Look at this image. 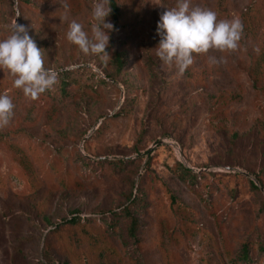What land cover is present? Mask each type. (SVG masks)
I'll list each match as a JSON object with an SVG mask.
<instances>
[{
  "label": "rangeland",
  "instance_id": "374dc122",
  "mask_svg": "<svg viewBox=\"0 0 264 264\" xmlns=\"http://www.w3.org/2000/svg\"><path fill=\"white\" fill-rule=\"evenodd\" d=\"M122 1L109 54L126 67L113 79L112 59L67 40L73 20L91 34L95 0H0V39L24 25L45 67L76 82L33 100L0 70L15 105L0 129V264H103L102 240L110 264H264V97L253 84L264 83V0H191L244 31L236 52L196 55L182 75L156 55L160 15L177 0ZM178 162L196 177L182 179ZM73 216L89 225L68 229Z\"/></svg>",
  "mask_w": 264,
  "mask_h": 264
},
{
  "label": "clouds",
  "instance_id": "9594fccd",
  "mask_svg": "<svg viewBox=\"0 0 264 264\" xmlns=\"http://www.w3.org/2000/svg\"><path fill=\"white\" fill-rule=\"evenodd\" d=\"M111 0H95L92 7L91 34L76 20L71 21L67 40L78 46L85 55L99 57L103 62L112 59L106 49L109 33L114 25L106 22L112 11ZM162 6V5H161ZM163 7V6H162ZM160 42L156 55L163 65L175 66L182 75L195 62L196 55L210 51L233 53L239 49L244 26L237 17L218 20L208 9L191 6V0H177V5L160 15L157 23ZM10 35L0 39V70L13 78V86L26 97L35 100L58 82V73L45 67L43 50L39 48L28 29L21 24L10 26ZM218 63L224 62L223 57ZM15 105L7 94H0V129L5 128L14 115Z\"/></svg>",
  "mask_w": 264,
  "mask_h": 264
},
{
  "label": "trees",
  "instance_id": "16d2710c",
  "mask_svg": "<svg viewBox=\"0 0 264 264\" xmlns=\"http://www.w3.org/2000/svg\"><path fill=\"white\" fill-rule=\"evenodd\" d=\"M112 11L108 17V22L112 23L114 25V28L116 29H121L123 28V20L125 18L126 12H125V8H124V3L122 0H111V5H110ZM107 22V21H106ZM110 40H109V46L106 49V51H108L109 53H111V48L113 46V38H112V34H110ZM112 64H113V68H114V73H109L108 76L111 78H116L118 76H120L123 72V70L126 67V59L125 56L118 51L113 52V58H112ZM70 72L69 70L66 71H57L58 73V80L60 82V90L61 93L64 96L68 95V88L72 83H76L70 76ZM250 73H252V71L250 70ZM262 78H258V77H254L253 78V84L255 89L259 92V94H261L264 97V83L261 80ZM104 81V80H102ZM106 83V82H104ZM178 165V170L177 173L180 175V177L184 180L188 179H192L194 177H196V173L191 170L190 168L185 167L183 164H181L180 162L177 163ZM261 174L264 175V169L261 171ZM260 182L262 180H259ZM263 183V181L261 182ZM253 187H255V189H258V186L255 185L254 183H252ZM264 188V186H263ZM166 194L169 198V202L171 204L172 208H178L180 206V201L178 200L177 196L168 188L166 187ZM133 200V198H132ZM134 201V200H133ZM62 224H65L66 226H68V229L71 230H76L80 227H83L85 225H89V222L87 219L82 218L81 216H73L71 219L63 222ZM111 224V222H110ZM113 225V224H112ZM132 229H131V234L134 236L135 235V231L137 229V221L135 219H133L132 222ZM65 232L62 227L61 224H58L57 227L53 230V233H55L56 235H58V238H61V241H63L62 236H64ZM111 251L114 252V248H112V245L105 241L102 240V243L99 247V252L102 256V263L103 264H110L109 261H107V257H109L111 254H113V252L111 253ZM242 256L244 258L245 261L249 262L251 259L249 258V247L247 243L243 244L242 247ZM63 264H77V262L75 261V263H73V261L71 259L65 260V262Z\"/></svg>",
  "mask_w": 264,
  "mask_h": 264
}]
</instances>
